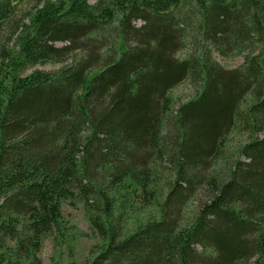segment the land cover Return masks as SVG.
<instances>
[{
	"label": "trees",
	"instance_id": "16d2710c",
	"mask_svg": "<svg viewBox=\"0 0 264 264\" xmlns=\"http://www.w3.org/2000/svg\"><path fill=\"white\" fill-rule=\"evenodd\" d=\"M27 17L0 36V264H43L77 197L102 241L83 264H264V0H39ZM111 27L123 46L102 60ZM185 82L200 92L176 107Z\"/></svg>",
	"mask_w": 264,
	"mask_h": 264
},
{
	"label": "rangeland",
	"instance_id": "374dc122",
	"mask_svg": "<svg viewBox=\"0 0 264 264\" xmlns=\"http://www.w3.org/2000/svg\"><path fill=\"white\" fill-rule=\"evenodd\" d=\"M37 1L39 0H17L14 3L15 14L12 19L6 23L7 25L4 26L3 30H0V36L8 34L9 25L15 24L18 21L20 24L27 23V16L33 10ZM188 9L189 7L182 9L181 15H184L183 10L184 12H187ZM192 10L195 9L193 8ZM137 23L141 24V22ZM112 28L113 27L98 33L96 40L94 41L95 44L98 42L103 44L101 49L98 46V54L101 56L102 60L105 58H112L113 56L116 57V55H119L120 47L123 46V43L119 39V33L117 32V29L113 30ZM58 45L61 46L62 43H58ZM10 46L13 47L14 43L11 42ZM262 49L261 47H258V52L262 51ZM213 55L221 65L228 69L238 68L242 66L245 61L244 58L239 54L222 56L220 53L214 52ZM70 62H72L71 59L63 64L52 62L39 64L30 69L28 73L37 69L48 72L55 71L59 69V67L69 64ZM199 92L200 91L198 88L192 86L189 82L181 84L172 92L176 107L178 103H185L194 99ZM259 136H261V134ZM247 141L248 135L242 131L234 132L231 135V143L227 150V154L225 155L226 165L227 159H231L233 161L232 155L237 157L239 147L243 146L245 143H247ZM228 154L231 156V158ZM190 206L193 208L195 203L192 202ZM62 215L63 217L62 222L60 223V229H56L52 234L44 237L40 257L43 261V264H69L71 261H75L78 264H83V262L89 256L91 250L96 245L102 244V241L98 234L91 229V225L85 211V204L78 197L63 203ZM144 216L145 214L140 211L136 212V214H132L131 212L129 214L127 229L133 228L136 225L137 220H140Z\"/></svg>",
	"mask_w": 264,
	"mask_h": 264
}]
</instances>
